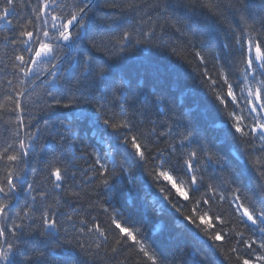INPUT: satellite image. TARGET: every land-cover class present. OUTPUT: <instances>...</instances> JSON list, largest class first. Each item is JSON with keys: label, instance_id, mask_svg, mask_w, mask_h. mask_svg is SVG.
<instances>
[{"label": "snow or ice", "instance_id": "obj_1", "mask_svg": "<svg viewBox=\"0 0 264 264\" xmlns=\"http://www.w3.org/2000/svg\"><path fill=\"white\" fill-rule=\"evenodd\" d=\"M141 45L167 55L133 91L118 73ZM0 49V264H50L61 234L82 264H189L113 203L137 171L201 238L198 264H264V0H0ZM172 88L211 97L234 152Z\"/></svg>", "mask_w": 264, "mask_h": 264}, {"label": "trees", "instance_id": "obj_2", "mask_svg": "<svg viewBox=\"0 0 264 264\" xmlns=\"http://www.w3.org/2000/svg\"><path fill=\"white\" fill-rule=\"evenodd\" d=\"M251 2L259 5L261 0H251ZM220 38L223 39L222 34ZM0 54H2V49H0ZM166 55V53L157 52L151 45L138 46L127 53L129 59L123 62L122 71L118 75L123 77L133 91L136 90L141 80L148 81L150 87V68L162 56ZM171 59L180 63L175 57ZM185 83L189 87L192 86L191 80H187ZM195 87L199 89L198 84ZM169 99H174L180 111L183 112L184 122H190L197 128L200 135L215 150H220L226 154L234 152V149L226 142L225 129L227 125L223 123L222 114L210 110L205 101L206 99L210 100L211 97L207 96L203 90L193 96L184 95L182 89L172 88ZM80 134L91 136V133L81 132ZM88 142L94 144L95 138H91ZM134 176L136 177L135 188L130 189L127 182H124L116 189L113 199L115 206L135 220V226L143 229L148 238V243L153 245L164 257L170 260L177 249H181L189 264H198V257L192 256L191 253L200 250L201 238L195 235V230L184 228L182 221L163 201L161 193L148 177L139 171L134 172ZM160 183L165 184L166 182L161 180ZM174 199H179L183 203L181 197L174 196ZM193 207L189 204L184 211L187 213ZM203 207L207 208V206ZM69 232L71 233V229ZM68 239H72L71 234ZM59 242L63 244V247L50 253V264H82L83 256L77 254L73 247L65 243L63 234L59 237ZM74 244L75 240H73Z\"/></svg>", "mask_w": 264, "mask_h": 264}]
</instances>
